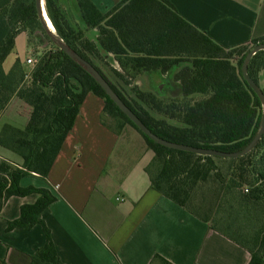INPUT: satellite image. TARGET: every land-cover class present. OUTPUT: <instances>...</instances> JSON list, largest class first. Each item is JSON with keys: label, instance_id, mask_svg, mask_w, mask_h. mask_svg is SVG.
<instances>
[{"label": "trees", "instance_id": "1", "mask_svg": "<svg viewBox=\"0 0 264 264\" xmlns=\"http://www.w3.org/2000/svg\"><path fill=\"white\" fill-rule=\"evenodd\" d=\"M69 1L67 9L59 0H44L56 33L153 133L225 152L241 150L256 134L262 103L241 67L250 49L264 43V35L224 47L169 0H117L106 11L92 0ZM20 33L35 62L26 71L16 58L6 71L3 63ZM46 45L50 48L38 50ZM247 74L264 94V50L250 58ZM90 92L103 99L105 126L117 134L131 126L152 152L145 166L151 188L247 250V264L264 263V133L251 151L237 157L200 155L155 142L47 34L35 0H0V112L13 97L30 107L23 128L8 123L0 128V145L22 158L20 165L0 160V212L12 196L37 195L6 224V230L42 226L45 241L30 264L65 263L40 217L56 197L44 187L22 186L20 179L48 176ZM197 95L202 98L193 99ZM151 263L173 264L157 254Z\"/></svg>", "mask_w": 264, "mask_h": 264}, {"label": "crops", "instance_id": "2", "mask_svg": "<svg viewBox=\"0 0 264 264\" xmlns=\"http://www.w3.org/2000/svg\"><path fill=\"white\" fill-rule=\"evenodd\" d=\"M92 1L106 11L117 0ZM169 1L224 47L264 35V0ZM10 55L3 63L6 71L19 58ZM103 105L102 98L88 93L48 176L20 179L22 186L44 187L56 197L40 217L61 261L153 264L157 254L173 264H247V250L151 188L145 166L152 152L141 136V140L126 136L123 141L105 126L101 122ZM29 113L30 107L13 97L0 112V119H19L25 126ZM2 159L22 163L20 156L0 145ZM36 198V194L12 196L4 203L0 264H30L31 256L43 245L40 224L6 230L7 221L19 216L21 205Z\"/></svg>", "mask_w": 264, "mask_h": 264}, {"label": "water", "instance_id": "3", "mask_svg": "<svg viewBox=\"0 0 264 264\" xmlns=\"http://www.w3.org/2000/svg\"><path fill=\"white\" fill-rule=\"evenodd\" d=\"M36 9L38 12V17L41 21L42 26L46 30L47 34L56 42L59 48L64 51L71 59L75 60L78 64H80L95 80L96 82L104 89L106 94L117 104V106L127 115V117L134 123L136 127H138L143 134L148 136L150 139L154 140L155 142L162 144L164 146L194 152L200 155H210V156H220V157H237L242 156L251 151L254 146L257 144L259 139L264 133V94L257 83H255L247 74V64L250 58L259 50H264V43L257 44L253 46L250 51L246 54L243 63H242V75L244 79L248 82L251 88L255 91L257 96L259 97L262 103V118H261V125L250 140V142L243 147L239 151L234 152H225L220 151L217 149L211 148H204V147H196L186 144H181L173 141L166 140L164 138L159 137L155 133H153L134 113L133 111L121 100V98L117 95V93L110 87L108 82L104 79V77L95 69L93 65H91L88 61L83 59L77 52L71 49L69 46L65 44V42L58 36L51 33V31L47 27V23L43 17L42 7H41V0H35ZM46 10V8H45ZM56 32V31H55ZM57 34V33H56Z\"/></svg>", "mask_w": 264, "mask_h": 264}, {"label": "rangeland", "instance_id": "4", "mask_svg": "<svg viewBox=\"0 0 264 264\" xmlns=\"http://www.w3.org/2000/svg\"><path fill=\"white\" fill-rule=\"evenodd\" d=\"M44 1V0H43ZM59 2H61V4L63 6H65L67 9H70V1L69 0H59ZM70 19L72 21H75V18L70 15ZM58 35V34H57ZM17 39H15V46H14V49H13V52L10 53V57H14V56H19V58H23V67L26 71H29L30 68L32 67L31 64H28L26 62V56L30 55L31 56V48L28 46L27 44V40H26V36L25 34H18L17 36ZM48 48H50L49 45H46L44 48H38L39 51H43V50H47ZM262 84V83H261ZM202 98L201 95H197L195 96L193 99H200ZM111 123L113 124V126L116 125V121L115 120H110ZM9 123V124H12L14 126H17L19 128H23L24 125H21L19 119H12L11 117H2L0 119V127L4 124V123ZM173 123L174 124H177V120H173ZM122 131H124L125 133H121V137H123V141H126L127 138H125L126 136L129 137V138H133L134 140L135 139H140L141 140V137L140 135L129 125H125L124 128L122 129ZM136 151L135 152H138L139 149L135 148Z\"/></svg>", "mask_w": 264, "mask_h": 264}, {"label": "bare ground", "instance_id": "5", "mask_svg": "<svg viewBox=\"0 0 264 264\" xmlns=\"http://www.w3.org/2000/svg\"><path fill=\"white\" fill-rule=\"evenodd\" d=\"M41 7H42V12H43V17L45 19V22L47 23V27L48 29L51 31V33H53L54 35H57L56 32H55V29L49 19V17L47 16V13L45 11V7H44V1L41 0Z\"/></svg>", "mask_w": 264, "mask_h": 264}, {"label": "built area", "instance_id": "6", "mask_svg": "<svg viewBox=\"0 0 264 264\" xmlns=\"http://www.w3.org/2000/svg\"><path fill=\"white\" fill-rule=\"evenodd\" d=\"M26 62L28 64H31V66H32L34 64L35 60L32 57L29 56V57L26 58Z\"/></svg>", "mask_w": 264, "mask_h": 264}]
</instances>
